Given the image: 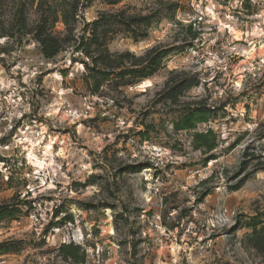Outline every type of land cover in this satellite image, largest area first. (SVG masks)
Wrapping results in <instances>:
<instances>
[{"label":"rangeland","instance_id":"1","mask_svg":"<svg viewBox=\"0 0 264 264\" xmlns=\"http://www.w3.org/2000/svg\"><path fill=\"white\" fill-rule=\"evenodd\" d=\"M1 206L0 264H264V0H0Z\"/></svg>","mask_w":264,"mask_h":264},{"label":"trees","instance_id":"2","mask_svg":"<svg viewBox=\"0 0 264 264\" xmlns=\"http://www.w3.org/2000/svg\"><path fill=\"white\" fill-rule=\"evenodd\" d=\"M63 22L66 23V19L65 17L63 18ZM190 26V25H188ZM195 37V35L193 36ZM37 40L40 43L41 47H42V53L46 56V57H50V55L52 54V47H53V52L58 50V45L55 44V42H53L52 38H50L49 36H41V34L39 33L37 35ZM55 48V49H54ZM164 54L163 51L157 53L155 55L154 58H151V60L149 61L150 67L152 66V71H155L157 66L154 64L156 63L155 60H159L162 55ZM179 88L174 89L175 93L174 94H178L182 89L188 88L190 86L189 82H181L180 85H178ZM207 117L205 116L204 113H201L199 111H193L188 113L187 115L183 116L177 123H176V128L177 129H193L196 125V123L198 122H205L207 119ZM214 134L213 131L211 129H208L206 132L204 133H194L193 134V143L195 145L196 148H205L207 150H212L214 148ZM10 217L12 216V211L8 210V207L5 206H1L0 207V220L3 219L4 217ZM78 247H73L71 244L68 245H62V249L64 250V255L66 258L70 257L72 259L73 262L75 263H82L83 260L79 259L76 256V249ZM2 253V252H0Z\"/></svg>","mask_w":264,"mask_h":264},{"label":"built area","instance_id":"3","mask_svg":"<svg viewBox=\"0 0 264 264\" xmlns=\"http://www.w3.org/2000/svg\"><path fill=\"white\" fill-rule=\"evenodd\" d=\"M205 15H206V14H205ZM207 16H209V18H211L210 15L207 14ZM205 21H206V19H205L204 15L201 14V13H200V15H197V16H195V18H194V22H195V23H198V24H199V23H203V22H205ZM194 22H193V24H194ZM189 24H190V22H189Z\"/></svg>","mask_w":264,"mask_h":264},{"label":"bare ground","instance_id":"4","mask_svg":"<svg viewBox=\"0 0 264 264\" xmlns=\"http://www.w3.org/2000/svg\"><path fill=\"white\" fill-rule=\"evenodd\" d=\"M46 148L49 149L50 148V145L46 146ZM29 155L30 156H33L31 152L29 153Z\"/></svg>","mask_w":264,"mask_h":264}]
</instances>
